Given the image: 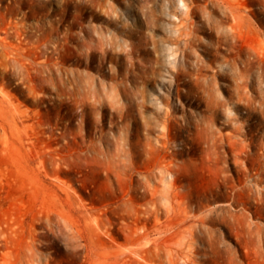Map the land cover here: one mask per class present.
I'll use <instances>...</instances> for the list:
<instances>
[{
  "label": "rangeland",
  "instance_id": "rangeland-1",
  "mask_svg": "<svg viewBox=\"0 0 264 264\" xmlns=\"http://www.w3.org/2000/svg\"><path fill=\"white\" fill-rule=\"evenodd\" d=\"M166 164L197 214L254 175L226 242L264 264V0H0V264H139L123 202Z\"/></svg>",
  "mask_w": 264,
  "mask_h": 264
},
{
  "label": "bare ground",
  "instance_id": "bare-ground-1",
  "mask_svg": "<svg viewBox=\"0 0 264 264\" xmlns=\"http://www.w3.org/2000/svg\"><path fill=\"white\" fill-rule=\"evenodd\" d=\"M235 162H238L236 157ZM158 168H155L158 171L152 169L155 171L154 181L151 180V174L140 171L142 196L147 197L144 202H137L134 196L123 202V209L128 215L136 213L141 218L140 225H131L128 220L124 222L129 229V252L133 259L139 264H234L235 256L231 253L233 251L226 237L233 234L240 247L244 246L241 231L235 224L239 225L238 219L246 217L243 209L247 206L240 202L241 210L238 211L234 210L233 205L238 201L236 195L241 196L245 192V179H255L254 175L246 170L245 178L239 175L232 179L233 195L227 205L216 204L206 212L197 214L196 211L204 205L190 183L180 182L184 174L183 167L173 168L166 164ZM161 212L165 213L164 220H161ZM150 219L153 222H149ZM208 222L226 225L229 233L211 228ZM153 230L163 235H151L155 233ZM247 252L245 250V254Z\"/></svg>",
  "mask_w": 264,
  "mask_h": 264
}]
</instances>
